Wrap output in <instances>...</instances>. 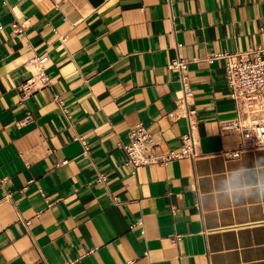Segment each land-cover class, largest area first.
Wrapping results in <instances>:
<instances>
[{
	"label": "crops",
	"instance_id": "obj_1",
	"mask_svg": "<svg viewBox=\"0 0 264 264\" xmlns=\"http://www.w3.org/2000/svg\"><path fill=\"white\" fill-rule=\"evenodd\" d=\"M0 26V264H264V148L222 153L241 137L218 56L264 45V0H0ZM179 55L201 154L134 168L131 127L160 153L189 129Z\"/></svg>",
	"mask_w": 264,
	"mask_h": 264
},
{
	"label": "built area",
	"instance_id": "obj_2",
	"mask_svg": "<svg viewBox=\"0 0 264 264\" xmlns=\"http://www.w3.org/2000/svg\"><path fill=\"white\" fill-rule=\"evenodd\" d=\"M16 30L21 26L14 24ZM2 26H0V30ZM226 60L227 83L231 90L230 95L237 107V118L220 123L222 134H238L241 137L237 148L224 150L222 153L228 159H235L243 151L264 148V45L255 46L245 51L224 53L218 55ZM49 56H35L27 63L31 78L18 85L17 89L22 99L31 93L50 86L51 77L47 74ZM188 61L178 56L169 64L180 72V83L183 94L177 101L176 110L171 113L173 118L184 117L189 127L181 136L180 150H169L160 153L153 134L144 124H136L128 132V141L120 147L127 153L126 163L134 168L144 167L149 164H163L173 159L188 158L195 160L200 156L197 129V111L189 107L193 97L189 78L186 73ZM56 100L61 107L64 101L57 95ZM31 119V115L26 118ZM25 120V121H26ZM30 221H26L29 225Z\"/></svg>",
	"mask_w": 264,
	"mask_h": 264
}]
</instances>
